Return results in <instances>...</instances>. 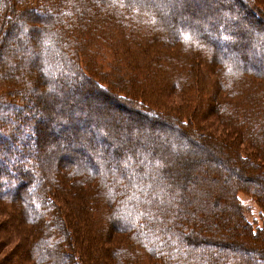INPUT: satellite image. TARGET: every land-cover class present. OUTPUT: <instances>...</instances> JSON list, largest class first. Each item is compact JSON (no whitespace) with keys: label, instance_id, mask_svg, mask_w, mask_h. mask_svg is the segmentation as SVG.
Returning <instances> with one entry per match:
<instances>
[{"label":"trees","instance_id":"16d2710c","mask_svg":"<svg viewBox=\"0 0 264 264\" xmlns=\"http://www.w3.org/2000/svg\"><path fill=\"white\" fill-rule=\"evenodd\" d=\"M210 1L0 0V225L29 264H264L238 195L264 212V5Z\"/></svg>","mask_w":264,"mask_h":264},{"label":"rangeland","instance_id":"374dc122","mask_svg":"<svg viewBox=\"0 0 264 264\" xmlns=\"http://www.w3.org/2000/svg\"><path fill=\"white\" fill-rule=\"evenodd\" d=\"M165 1H167V3H168L167 5L169 7L168 9L170 10V12H168V13H170L172 16H174L176 21L179 19V17L184 18L185 17L184 14H186V15L190 14V16H187V19L190 21H193L194 19L210 21L214 12H216L218 10L217 6H215V4L213 5V3L210 0H208V2H207L208 5L206 6V9L200 8V9H193L191 11L183 10L182 6H177V7L172 6V4L168 2V0H165ZM256 2L260 6L264 5L263 2L260 0H256ZM255 11L258 12L259 14L263 15V13L260 10L256 9ZM36 15L39 17L40 13L37 12ZM251 18H252V16L247 17L248 20H251ZM17 33H18L17 28H15V26L13 24H10L9 29H8L7 43H10L12 41L11 39H13ZM5 42H6V40H5ZM236 54H237L238 59H240V57H242V58L244 57L245 59L248 60V56H244L243 53L238 52ZM81 62L83 63V61H81ZM262 62L264 63V58H263ZM171 103H172V101H171ZM119 110H120L119 113L124 114V117H127L129 115V113L126 112L127 110H124L125 111L124 112L120 107H119ZM30 114H32V112H30ZM28 120H29L28 123H30V122H32L33 118L29 117ZM124 129H126V128L125 127L122 128V131L120 133L121 136L122 135L127 136L130 133H132L130 131V130H132V128L130 126H128L127 131H125ZM144 129H146V128H144ZM148 129L149 130L147 132L151 131V128H149V126H148ZM52 135L53 134H51L50 137ZM0 140L5 142V140H9V137H8V135H6L5 137L2 136V138H0ZM128 140H132V139L129 138ZM124 141H125V139H123L121 137V139H119L118 143H114L113 141H111V145H114V147H117L120 143L121 144L124 143ZM185 158H184V160H185ZM6 159L7 158L5 156H1L0 162L3 163L4 161H6ZM200 163L202 164V161ZM183 166L186 167V165H183ZM199 167H200V164L199 165L195 164V166L192 165L190 168L193 171H195ZM249 181H250L249 185H253L256 181H258V179L256 177L255 178L253 177ZM216 193H217V191H216ZM238 195L240 198V202H241L242 206L244 207L245 214H246V217L249 220V222H251L252 225L254 227H257V228L263 226V224H264V212L261 210V208L259 207L258 203L255 201V199L253 197H251L250 195H247L246 193H243V192H240ZM218 206H219V204L216 203L214 208L218 207ZM203 211H204V209L201 210V212H203ZM192 212H197L196 207L193 208ZM1 215H2L1 217L4 219L3 221H5V223H2L0 225V248H1L0 260L3 259L4 254H7V255L9 254V256H10L11 253H13L12 255L17 257V262L29 264L30 263L29 259L31 260L32 255H24V254H26L25 251L29 247V245H32L33 242L37 241L36 238L33 236V241H30V239H29L31 236L30 235V229L24 223H20V224L10 223V221H12L13 218L10 217L8 212L3 211V212H1ZM79 218H80V216L77 215V219H79ZM14 227L18 231V233L20 234V236H18V238H16V234H14V236L12 234V228H14ZM199 231H200V233H203L205 235H209V236L212 235V234H210V232L207 231V229H204L202 227ZM32 234H33V232H32ZM197 241H198L199 247L207 246L209 243L208 241H205L204 239H199V238H197ZM123 242H124V240H123ZM214 242L216 243L217 241H214ZM116 243H118V239H116L113 242V244H116ZM256 243H257V241H256ZM248 244L249 245H247V246L250 247V250L254 251L253 255L258 256L260 253L258 251L259 249L256 248L258 246H255V244L251 243V242ZM258 245L260 246V244H258ZM95 249H96V251H98L97 247H95ZM219 249L220 248H218V250ZM113 257H114L113 255H108L105 258V260L107 261V263H109V262L113 261V259H114ZM2 264H10V263L7 259V260H4V262Z\"/></svg>","mask_w":264,"mask_h":264}]
</instances>
